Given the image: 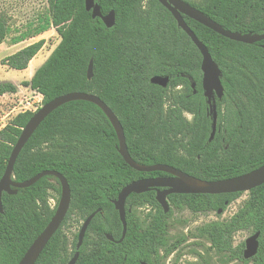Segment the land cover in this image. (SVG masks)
<instances>
[{"label":"trees","instance_id":"1","mask_svg":"<svg viewBox=\"0 0 264 264\" xmlns=\"http://www.w3.org/2000/svg\"><path fill=\"white\" fill-rule=\"evenodd\" d=\"M224 28L241 33H264V0H185ZM104 15L116 14L113 27L85 9V0H48V13L38 23L10 37V17L0 13V45H12L55 28L60 42L24 85L42 95V104L73 91L94 93L121 121L129 153L145 165L163 163L201 180L238 176L264 165V40L252 44L227 38L184 16L208 47L222 71L224 94L216 97L217 131L210 140L213 115L202 86V54L172 13L159 0H96ZM40 39L3 59V64L25 70L40 52ZM93 61V77L88 67ZM169 76L167 87L151 82ZM196 83L193 88L192 84ZM180 87V89H177ZM17 92L9 81L0 82V95ZM35 111L18 113L0 130V179L23 127ZM186 114H191L189 119ZM117 133L104 111L86 100L67 102L40 124L19 154L13 179L22 182L44 170H57L68 180L72 200L59 230L35 264H68L77 251L78 235L71 241L64 226L73 215L86 220L98 211L86 232L76 264H160L186 240L168 237L174 209L193 214L226 210L242 192L168 196L170 210L156 199V190L132 193L126 201L127 233L115 200L132 181L166 176L162 171H138L120 154ZM61 195L55 176H44L16 194L2 195L0 264H18L49 224L54 206L50 191ZM149 207L144 219L138 208ZM261 231L257 254L243 257L245 243L234 244L241 230ZM112 234L110 240L107 234ZM195 238L210 243L228 260L264 264V184L227 220L196 227ZM203 264H209L204 258Z\"/></svg>","mask_w":264,"mask_h":264},{"label":"water","instance_id":"2","mask_svg":"<svg viewBox=\"0 0 264 264\" xmlns=\"http://www.w3.org/2000/svg\"><path fill=\"white\" fill-rule=\"evenodd\" d=\"M174 16L179 27H181L188 36L192 39L195 45L198 47L202 54L201 69L203 72L202 86L204 95L207 97L209 104V111L213 115V126L210 140H213L217 131L218 110L216 104V97L221 98L224 94V86L222 84V71L213 59L208 47L198 38L195 32L187 24L185 17L188 16L199 23L211 28L217 33L230 38L235 41L252 44L264 40V33H241L239 31H231L224 28L220 23L206 15L204 12L191 5L185 0H159ZM85 9L92 11L93 18L100 17L107 27H113L116 22L115 11L112 10L108 14L104 15L101 11V6L96 0H85ZM93 61H90L88 67V78L93 77ZM169 76L155 75L151 78V82L154 84L167 87L169 84ZM192 87H196V83L192 84ZM74 100H86L98 105L109 118L112 123L119 143L117 148L125 161L134 169L138 171L150 172V171H162L168 173L166 176L157 177H145L127 184L122 188L118 197L113 200L115 208L118 210L120 219L123 223V233L119 241H121L127 233V220H126V201L132 193H144L154 188L156 190V199L159 204L164 208L165 212H168L171 208L168 196L174 193L181 194H222V193H235V192H249L253 188L264 184V165L249 171L247 173L214 181L201 180L189 173H186L174 166L156 163L151 165L140 164L136 162L129 153L126 135L121 121L113 109L98 95L94 93H88L83 91H73L67 94L60 95L51 101L43 104L32 117L28 120L23 127L22 132L13 147L6 170L0 179V213L4 212L2 195L4 192L8 194H16L20 188L30 187L35 184L39 179L44 176H55L61 183V197L55 211V214L51 218L49 224L33 241L30 247L27 249L18 264H35L39 256L47 246L53 235L59 230L64 219L66 218L70 209L72 192L70 184L67 178L57 170H44L32 178L17 182L13 179V171L16 160L21 153L22 149L32 137L34 132L44 121V119L51 114L55 109L61 105L74 101ZM98 211L92 213L83 222L82 227L78 235L77 251L70 259L68 264H76L80 257V247L84 242V238L88 227ZM222 209L219 210V213ZM261 231H257L250 235L245 241L244 256L246 259H250L255 256L259 250ZM110 240H114L112 234H107ZM142 264H149L148 262H142Z\"/></svg>","mask_w":264,"mask_h":264},{"label":"rangeland","instance_id":"3","mask_svg":"<svg viewBox=\"0 0 264 264\" xmlns=\"http://www.w3.org/2000/svg\"><path fill=\"white\" fill-rule=\"evenodd\" d=\"M48 0H0V13L10 17L12 32L10 37L27 30L31 25L38 23L39 16L48 13ZM9 37V38H10ZM9 38L0 45V82H12L17 86V92L0 95V130L6 126L20 112L31 110L37 111L42 104V95L24 85L25 81L32 78L36 69L42 65L59 44L61 38L55 28H51L43 34L26 39L12 45ZM40 39H45V44L25 70H15L5 64L3 59L18 50ZM190 119L191 114H186ZM249 193L244 192L226 211L218 214L216 211L193 214L188 209H174L173 215L168 221V237L175 241L185 235L186 240L171 253L162 259L160 264H203L204 258L209 264H242L239 260H228V255L219 254L210 248L207 240L195 238L191 232L196 227L215 220L229 219L244 204ZM59 195L56 191H50V203L54 206ZM149 207L138 208V213L144 219ZM84 220L78 215H73L64 226V231L72 241L76 233H79ZM251 229L241 230L235 234L234 244L238 245L252 235Z\"/></svg>","mask_w":264,"mask_h":264},{"label":"flooded vegetation","instance_id":"4","mask_svg":"<svg viewBox=\"0 0 264 264\" xmlns=\"http://www.w3.org/2000/svg\"><path fill=\"white\" fill-rule=\"evenodd\" d=\"M177 89H180V87H178ZM153 189H154V188H153ZM242 193H244V192H242ZM248 193H249V192H248ZM237 199H238V198H237ZM234 201H235V200H234ZM234 201H232L231 203H233ZM231 203H229L228 206H229ZM225 211H226V210H222L221 213H219V211H218L217 213H218V214H222V213H224ZM234 214H235V213H234ZM234 214H233V215H234ZM233 215H232V216H233ZM232 216H231V217H232ZM225 220H227V219H225ZM256 232H257V231H256ZM254 233H255V232H253L252 234H254ZM245 241H246V240H245ZM244 243H245V242H244ZM209 244H210V243H209ZM245 248H246V246H245L244 249H243V257H244V258H245V256H244ZM253 257H254V256H253ZM253 257H252V258H253ZM252 258L247 259V260L252 261V260H251ZM245 259H246V258H245ZM232 260H239V261L242 262V264H243V261H242L241 259H239V258H236V259H233V258H232ZM250 264H252V262H250Z\"/></svg>","mask_w":264,"mask_h":264}]
</instances>
